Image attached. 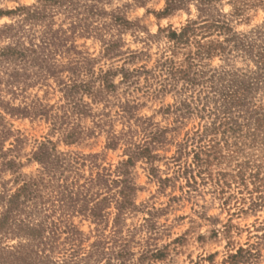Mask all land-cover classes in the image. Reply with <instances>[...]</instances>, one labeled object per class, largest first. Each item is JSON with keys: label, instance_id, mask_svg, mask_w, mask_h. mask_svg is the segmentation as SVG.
I'll list each match as a JSON object with an SVG mask.
<instances>
[{"label": "clouds", "instance_id": "clouds-1", "mask_svg": "<svg viewBox=\"0 0 264 264\" xmlns=\"http://www.w3.org/2000/svg\"><path fill=\"white\" fill-rule=\"evenodd\" d=\"M0 264H264V0H0Z\"/></svg>", "mask_w": 264, "mask_h": 264}]
</instances>
